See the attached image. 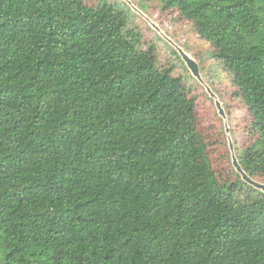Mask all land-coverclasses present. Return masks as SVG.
Wrapping results in <instances>:
<instances>
[{
	"label": "trees",
	"instance_id": "obj_1",
	"mask_svg": "<svg viewBox=\"0 0 264 264\" xmlns=\"http://www.w3.org/2000/svg\"><path fill=\"white\" fill-rule=\"evenodd\" d=\"M212 48L264 170V0H161ZM107 2L0 0V264H264V194L219 180L182 74Z\"/></svg>",
	"mask_w": 264,
	"mask_h": 264
},
{
	"label": "rangeland",
	"instance_id": "obj_2",
	"mask_svg": "<svg viewBox=\"0 0 264 264\" xmlns=\"http://www.w3.org/2000/svg\"><path fill=\"white\" fill-rule=\"evenodd\" d=\"M86 3L94 4L98 0H84ZM112 2V0H109ZM148 3V10L153 18L158 19L160 25L164 30L173 37L174 40L180 44H184L191 53L199 54L205 57L208 51L212 48L199 39L191 28L190 24L181 21L177 18V13L174 10H167L162 12L160 9L161 0H144ZM135 18V17H134ZM138 31L141 33L142 41L144 43H153L156 47L157 54L162 62H167L169 65L177 62L174 55L170 53L166 43L159 39L156 34L152 33L150 29L144 28L135 18ZM209 62V63H208ZM207 64L208 69H205L206 78L209 83L215 87L219 97L225 102L226 109L229 115V124L231 133L235 142V147L238 154L245 156L247 152L253 151L257 148L256 142L252 133L250 132L251 115L237 93V88L231 84V79L227 72L219 66L216 60L211 59ZM177 64V63H176ZM182 68L178 65L175 67V75L183 74ZM188 85L190 88V96L194 98L197 115L199 120V129L205 136L208 143L209 155L213 167L215 168L219 180L231 182L236 178V173L231 165L230 152L227 144V136L224 130L222 119L218 116L215 110L213 101L209 98L204 88L188 77ZM257 178L264 182V170L260 167L253 169ZM250 193L244 188L238 191V196L247 201Z\"/></svg>",
	"mask_w": 264,
	"mask_h": 264
},
{
	"label": "water",
	"instance_id": "obj_3",
	"mask_svg": "<svg viewBox=\"0 0 264 264\" xmlns=\"http://www.w3.org/2000/svg\"><path fill=\"white\" fill-rule=\"evenodd\" d=\"M101 1L107 2L108 4L115 6L117 9L127 12L131 16L133 24L136 27V31L140 34V36L141 33L137 29L135 18L137 19V22L139 21L144 25V28L152 30V33L156 34L159 39L166 43L170 53L174 55L175 60L177 61V64L175 63V67L178 65L182 68L181 72H184L182 75L186 81L188 80L186 78L190 77L204 88L209 98L213 101L216 113L223 121L224 130L227 136L228 149L230 152L231 165L236 173V178L234 180L240 179V181L245 185L244 188H252V190L264 194V182L257 178L258 175L254 172L252 173L251 171H247L242 165L241 160L244 156L242 154H238L236 150L229 124V115L226 109V104L217 94L215 87L212 86L206 78L207 74L205 69H208V65L210 67L213 65V63L207 64L209 60L213 59L212 50L208 51L205 57H201L199 54L191 53L184 44H180L174 40L173 37H171V35L164 30L158 19L151 16L148 10V3L145 4L146 2L144 3V0H112V2L109 0ZM160 7L162 12H166L162 9V3H160ZM211 69L213 68L211 67Z\"/></svg>",
	"mask_w": 264,
	"mask_h": 264
}]
</instances>
